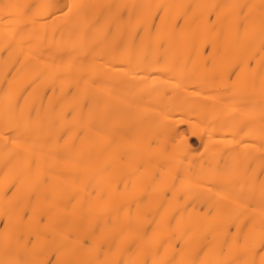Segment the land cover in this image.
Wrapping results in <instances>:
<instances>
[{
  "label": "bare ground",
  "instance_id": "bare-ground-1",
  "mask_svg": "<svg viewBox=\"0 0 264 264\" xmlns=\"http://www.w3.org/2000/svg\"><path fill=\"white\" fill-rule=\"evenodd\" d=\"M0 264H264V0H0Z\"/></svg>",
  "mask_w": 264,
  "mask_h": 264
},
{
  "label": "rangeland",
  "instance_id": "rangeland-1",
  "mask_svg": "<svg viewBox=\"0 0 264 264\" xmlns=\"http://www.w3.org/2000/svg\"><path fill=\"white\" fill-rule=\"evenodd\" d=\"M190 141H191V143H194V144H196L195 138H193V137H190Z\"/></svg>",
  "mask_w": 264,
  "mask_h": 264
}]
</instances>
